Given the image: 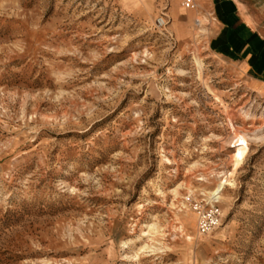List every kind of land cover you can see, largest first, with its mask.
Here are the masks:
<instances>
[{
    "label": "rangeland",
    "instance_id": "1",
    "mask_svg": "<svg viewBox=\"0 0 264 264\" xmlns=\"http://www.w3.org/2000/svg\"><path fill=\"white\" fill-rule=\"evenodd\" d=\"M166 1L0 0V264H264V100Z\"/></svg>",
    "mask_w": 264,
    "mask_h": 264
},
{
    "label": "crops",
    "instance_id": "2",
    "mask_svg": "<svg viewBox=\"0 0 264 264\" xmlns=\"http://www.w3.org/2000/svg\"><path fill=\"white\" fill-rule=\"evenodd\" d=\"M163 8L184 13L192 31L198 13L206 16L207 56L224 64L243 90L264 100V0H202L199 12L183 8L179 0H167ZM179 26L189 33L188 24Z\"/></svg>",
    "mask_w": 264,
    "mask_h": 264
},
{
    "label": "built area",
    "instance_id": "3",
    "mask_svg": "<svg viewBox=\"0 0 264 264\" xmlns=\"http://www.w3.org/2000/svg\"><path fill=\"white\" fill-rule=\"evenodd\" d=\"M202 0H179L180 5L185 9L200 11V3ZM166 9L159 13L155 18V25L159 28L166 24ZM197 18L194 21L195 26L197 25ZM218 202V200H217ZM217 202L208 200L204 204L198 202L193 204V211L196 214V228L197 234L200 236H205L216 227L220 225L221 211L217 206Z\"/></svg>",
    "mask_w": 264,
    "mask_h": 264
},
{
    "label": "bare ground",
    "instance_id": "4",
    "mask_svg": "<svg viewBox=\"0 0 264 264\" xmlns=\"http://www.w3.org/2000/svg\"><path fill=\"white\" fill-rule=\"evenodd\" d=\"M198 33H201L202 35H206V31L204 29L198 31ZM196 220H197V218H196Z\"/></svg>",
    "mask_w": 264,
    "mask_h": 264
}]
</instances>
